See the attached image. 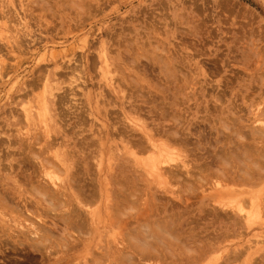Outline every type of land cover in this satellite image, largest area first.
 Segmentation results:
<instances>
[{
    "label": "rangeland",
    "instance_id": "obj_1",
    "mask_svg": "<svg viewBox=\"0 0 264 264\" xmlns=\"http://www.w3.org/2000/svg\"><path fill=\"white\" fill-rule=\"evenodd\" d=\"M263 163L264 0H0V264H264Z\"/></svg>",
    "mask_w": 264,
    "mask_h": 264
},
{
    "label": "bare ground",
    "instance_id": "obj_2",
    "mask_svg": "<svg viewBox=\"0 0 264 264\" xmlns=\"http://www.w3.org/2000/svg\"><path fill=\"white\" fill-rule=\"evenodd\" d=\"M122 109V108H121ZM176 127V126H175ZM177 134V133H176ZM259 139H261V138H259ZM172 140V142L173 143H176L175 141L176 140H174V138L173 139H171ZM209 140V139H208ZM180 142V141H179ZM236 142V141H235ZM147 143L149 144V147H150V149H151V151H153V153H155L156 154V156L155 157H152L151 159H150V167L151 168H153V169H156V170H154V171H157L158 173H157V177H161V176H163L164 175V177L166 176V177H170L171 179H175L177 176V174H176V172H173V170H171L169 167H171V168H174V170H178V169H182V168H187V166H186V161H181V167L182 168H179L180 166H178V162H179V158L177 157L178 155H176V157L175 158H173L171 155H172V152H170L169 151V149H167L168 147L166 146V145H158V144H156V142L154 141V140H152L151 139V137H147ZM182 143V142H181ZM180 143V144H181ZM176 144H178V143H176ZM149 147H147V148H149ZM240 147V146H239ZM245 147V146H244ZM137 149V148H136ZM150 151V152H151ZM251 151V150H250ZM246 152V151H245ZM219 156V155H218ZM55 157V156H54ZM183 160H185V159H183ZM169 162H172L171 164L169 163ZM255 162V161H254ZM263 165H264V163H263ZM168 166V168H166V167ZM43 167V166H42ZM41 167V168H42ZM147 167H148V165H147ZM162 167H164V168H162ZM44 170V169H43ZM95 170H97V168L95 169ZM49 172V171H48ZM51 172V171H50ZM49 172V173H50ZM52 173V172H51ZM133 173V172H132ZM210 176V175H209ZM209 176H207V177H209ZM159 177V178H160ZM205 177V176H204ZM206 178V177H205ZM214 178V177H213ZM176 180V179H175ZM214 180V179H213ZM241 180V179H240ZM41 181H42V179H41ZM45 184V183H44ZM53 184V183H52ZM227 184V183H226ZM38 185V184H37ZM54 185V184H53ZM212 185V184H211ZM46 186V185H45ZM135 186V185H134ZM44 187V186H43ZM56 187V186H55ZM216 187V186H215ZM45 188V187H44ZM44 188H42V189H44ZM42 189H40V190H42ZM218 190H217V193L215 194V195H213V193H212V195L213 196H211V202H213L214 204H216L217 206H220L221 205V202H222V196L225 194V193H231L230 191H225V190H223L222 191V189H219V188H217ZM231 190V189H230ZM47 191V190H46ZM81 191V190H80ZM232 191V190H231ZM233 192H236V191H233ZM232 192V193H233ZM39 193V192H38ZM41 193H42V191H41ZM234 194V193H233ZM50 195V194H49ZM37 196V195H36ZM43 197H44V195H43ZM231 197V196H230ZM258 197V196H257ZM52 198H53V196H52ZM189 198V197H188ZM209 198H210V195H209ZM47 199V198H46ZM253 199V198H252ZM243 200V199H242ZM52 201V200H51ZM189 200L188 199H186V198H184L183 199V205L186 203L187 204V202H188ZM245 201V200H244ZM59 202V201H58ZM57 202V203H58ZM251 202V201H250ZM179 203V202H178ZM81 204V203H80ZM238 205H237V207L238 208H236V206H235V208L236 209H238L239 211H242L244 208L239 204V203H237ZM254 204V203H253ZM253 204L251 203V205H250V207H249V212L246 214V215H250V213L254 210V207L255 206H253ZM236 205V204H235ZM182 206V205H181ZM187 206V205H186ZM222 206H224L223 204L221 205V207ZM229 206V205H228ZM261 207V206H260ZM183 208H184V206H183ZM215 208H216V206H214L213 207V209L215 210ZM218 209V208H217ZM228 209H231L232 211H234V210H236V209H234L232 206H229V208ZM227 210V209H226ZM256 210V209H255ZM259 211H260V209H258ZM256 213H258V212H256ZM255 213V214H256ZM89 214V213H88ZM142 214V213H141ZM246 217H249V216H246ZM139 218H141V217H139ZM170 218V217H169ZM252 218H254V217H252ZM251 218V219H252ZM257 218V217H256ZM143 219V218H142ZM171 219V218H170ZM144 221V220H143ZM135 222L137 223L138 222V219H135ZM162 222V221H161ZM77 223V222H76ZM31 224V223H30ZM170 224V223H169ZM168 224V225H169ZM163 225V224H162ZM123 226H127V224H126V222H123ZM170 226V225H169ZM137 228V227H136ZM28 229V228H27ZM132 229V228H131ZM135 229V228H134ZM138 229V228H137ZM181 230V229H180ZM135 231V230H134ZM144 233V232H143ZM20 234V233H19ZM133 234H135V237L137 236V237H139V235H141V234H137V233H133ZM129 235V234H128ZM125 237H127V236H125ZM142 237V236H141ZM156 237H157V235H156ZM127 238H129V237H127ZM148 238V237H147ZM150 238H152V237H150ZM158 238H159V236H158ZM157 238V239H158ZM139 239V238H138ZM149 239V238H148ZM154 239H156V238H154ZM172 239V238H171ZM123 240V239H122ZM137 240V239H136ZM142 240V239H141ZM147 240V239H146ZM129 241H130V239H129ZM136 242V241H135ZM134 243V242H133ZM137 245V244H136ZM134 246L133 244H130V243H128L127 245L126 244H123V248L122 249H120L119 251H121V252H123V256H121V257H124L125 255H124V252H128V254L130 255V256H128V257H130L128 260H130L131 261V264H136L135 262H134V259L136 258V256L137 257H140V258H147V259H150V258H155V257H151L152 256V253H151V251L149 250V249H146V247L145 248H139V250L137 249L138 248V246L139 245H137V246ZM159 245V244H158ZM141 246H144V244L143 245H141ZM137 247V248H136ZM159 246H157V254H156V252H155V254L157 255L156 257L158 258L159 257V255H161L160 256V259L157 261L158 262V264H162V262H164V255H162L161 253H163L162 251H164V250H162V248H158ZM161 247H163V246H161ZM171 247L173 248L174 246H172L171 245ZM154 249V248H153ZM162 251H161V250ZM156 251V250H155ZM154 252V251H153ZM127 254V253H126ZM159 254V255H158ZM198 256V255H197ZM135 257V258H134ZM156 258V259H157ZM122 260V259H121ZM143 260V259H142ZM146 259H144L143 261H145ZM118 262H119V260H117ZM149 261V260H148ZM176 261V260H175ZM129 262V261H128ZM141 262V261H140ZM150 262V261H149ZM157 262H155L156 264H157ZM160 262V263H159ZM148 263V262H147ZM153 263V262H152ZM117 264H123V262H121V263H117ZM125 264V263H124ZM130 264V263H129ZM149 264V263H148Z\"/></svg>",
    "mask_w": 264,
    "mask_h": 264
}]
</instances>
